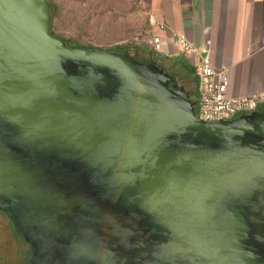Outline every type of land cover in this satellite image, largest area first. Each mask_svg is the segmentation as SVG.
<instances>
[{
	"label": "water",
	"instance_id": "1",
	"mask_svg": "<svg viewBox=\"0 0 264 264\" xmlns=\"http://www.w3.org/2000/svg\"><path fill=\"white\" fill-rule=\"evenodd\" d=\"M51 30L49 0H0V210L32 244L28 263L109 264V240L151 258L148 240L171 264H255L264 109L204 121L158 57ZM63 223L91 229L65 241Z\"/></svg>",
	"mask_w": 264,
	"mask_h": 264
},
{
	"label": "crops",
	"instance_id": "2",
	"mask_svg": "<svg viewBox=\"0 0 264 264\" xmlns=\"http://www.w3.org/2000/svg\"><path fill=\"white\" fill-rule=\"evenodd\" d=\"M154 11L168 26L185 33L217 68H228L229 93L246 96L264 86V0H154ZM156 32L166 34L155 28ZM152 56L172 60L176 68L191 65L170 42L163 53L140 47ZM192 66V65H191ZM196 77V88L198 78Z\"/></svg>",
	"mask_w": 264,
	"mask_h": 264
},
{
	"label": "rangeland",
	"instance_id": "3",
	"mask_svg": "<svg viewBox=\"0 0 264 264\" xmlns=\"http://www.w3.org/2000/svg\"><path fill=\"white\" fill-rule=\"evenodd\" d=\"M61 6L55 19V31L63 38H81V42L102 50L149 48L151 18L163 20L153 9L154 0H54ZM145 54V53H144ZM144 58H150L146 53ZM141 60H143L141 58ZM169 69L185 75L169 59L160 58ZM185 63L194 71L193 66ZM199 84V81H198ZM197 84V85H198ZM192 85V84H191ZM195 92L199 88L192 85ZM197 90V91H196Z\"/></svg>",
	"mask_w": 264,
	"mask_h": 264
},
{
	"label": "flooded vegetation",
	"instance_id": "4",
	"mask_svg": "<svg viewBox=\"0 0 264 264\" xmlns=\"http://www.w3.org/2000/svg\"><path fill=\"white\" fill-rule=\"evenodd\" d=\"M133 53L135 54V57L142 61H151L155 58V56H152V52H149L143 48H137V49H131ZM121 52V51H118ZM124 52V51H123ZM147 53L150 58H144L143 55ZM161 62L160 58H158ZM163 63V62H161ZM164 64V63H163ZM165 65V64H164ZM166 66V65H165ZM167 70L172 74L176 75V77L179 80V83L181 85H184L188 90H190L193 93V96L198 98L194 87L192 85H196V77L194 75V72H192L188 66L185 63H181L179 65L180 70L185 73V75L178 74V72L173 71L169 69L166 66ZM192 84V85H191ZM260 110L264 109V105L260 106ZM14 204V203H13ZM77 220V218H76ZM110 220V218L108 219ZM137 220H140L139 218ZM154 224H158L161 222V219L159 217H153L152 218ZM136 221V220H135ZM134 221V222H135ZM252 222H259L261 224H264V218H252ZM81 224V223H80ZM89 224L84 225H71L63 223V225H58V229L60 232H62V235H65V241H78L79 237H82V233L84 230H90L91 228L88 226ZM262 232L260 234V239H258V234H253V240L251 241L249 252L252 254L251 260L255 264H264V226H261ZM151 233L156 232L157 228L151 227ZM112 231L113 236V230L115 228L113 227H105L102 228V231ZM139 232L143 233L144 229L137 228ZM66 232V233H65ZM68 232V234H67ZM104 235V232L102 233ZM103 238L108 239V233H105ZM59 240H62V237L59 238ZM110 244L112 245V248L110 252L112 253L108 260L110 261L109 264H150L152 260V264H171L168 262V251L167 248H164L163 245L166 247L167 242H161L156 241L154 244L152 241H144L143 244L145 246V249L149 248L150 253L152 255L151 258L149 256H142L141 254L134 255L133 252L130 250H124L121 248H116V243L111 242L109 240ZM140 243V242H139ZM166 251H165V250ZM32 251V244L22 238L17 230L16 225L13 222V220L7 215V213L3 210H0V264H29L28 263V257Z\"/></svg>",
	"mask_w": 264,
	"mask_h": 264
},
{
	"label": "built area",
	"instance_id": "5",
	"mask_svg": "<svg viewBox=\"0 0 264 264\" xmlns=\"http://www.w3.org/2000/svg\"><path fill=\"white\" fill-rule=\"evenodd\" d=\"M148 43L156 52L163 53L170 42L180 47L188 62L194 67L199 84L197 115L208 122L230 120L243 113H250L264 105V86L246 96H232L229 93L228 68H217L211 58L201 54V48L185 33L170 28L163 20L151 18ZM157 28L161 32H156Z\"/></svg>",
	"mask_w": 264,
	"mask_h": 264
},
{
	"label": "trees",
	"instance_id": "6",
	"mask_svg": "<svg viewBox=\"0 0 264 264\" xmlns=\"http://www.w3.org/2000/svg\"><path fill=\"white\" fill-rule=\"evenodd\" d=\"M49 1L51 3V7H52V30H51L52 35L63 40L67 45H69L72 48H79V47L96 48L93 45L82 43L81 42V38H82L81 36L79 38H74V37L63 38L60 34L57 33L55 31V19L60 16L62 9H61V6L57 2H55L54 0H49ZM127 49H129L128 46L126 48H123L122 50H119V49L112 50L111 49L108 51H121V52H123ZM193 69H194V67H193ZM194 71H195V69H194ZM194 71H192V72H194ZM195 93H196L197 97L199 98L198 93L197 92H195Z\"/></svg>",
	"mask_w": 264,
	"mask_h": 264
}]
</instances>
